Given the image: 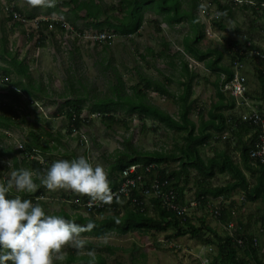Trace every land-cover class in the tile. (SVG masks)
<instances>
[{
  "label": "rangeland",
  "instance_id": "1",
  "mask_svg": "<svg viewBox=\"0 0 264 264\" xmlns=\"http://www.w3.org/2000/svg\"><path fill=\"white\" fill-rule=\"evenodd\" d=\"M69 1L15 0V4L26 17L31 14L37 19L65 20L62 13H67L68 17L72 19L75 17L71 13L74 6L64 4L69 3ZM120 1L102 0V3L106 7L118 6ZM54 2L58 5L55 10H51L50 5ZM199 3L201 5L195 9V14L204 25L203 31L205 33V38L198 45L199 48L202 50L207 48L222 49L225 38L229 37L226 31L231 30L239 31L237 35H241L239 39L242 43L247 37L252 36L257 40L256 43L264 48V4L262 10L254 5L252 7L255 10L254 13L250 8H236L233 19L226 18L223 20L226 31H219L220 29L213 23V20L218 21L220 19L217 18L218 10L216 11V8L213 7L211 13L207 15L203 5H209V0H199ZM187 6L186 3L183 6L184 9H187ZM108 12L111 13V11ZM115 14L120 15L119 12H115ZM7 16V11L0 13V48L2 38H6V48L13 55L15 54L19 60H24L29 68V77L13 72L11 80L20 81L27 88L29 84H32L34 87H40V89L36 90L35 95L31 98H27L26 93L22 94L23 98H21L19 104V111L24 116V122H19L18 126L15 125L8 130L0 128V150L9 149L11 152L10 156L4 155L0 158V164L4 166L0 179L7 178L11 171L16 168L13 156H17L19 168L27 167L22 163L26 155L24 156L17 150L22 148L24 143L34 139L32 132L45 133L43 138L51 143L52 149L46 152L45 155H37L36 158L41 162H47L49 165L55 159L75 158L84 155L93 164H102L108 175L112 173L110 170L111 165L118 160L117 151H125L128 144L142 152L162 150L172 152L184 144L183 138L179 134L152 119L143 122L137 115L129 117L123 110H119L115 114V121L107 123L102 120L101 116L91 114V107L97 99L114 98L117 89L121 95L132 96L134 93L133 87L142 82V76L159 82H164L165 77H172L174 83L166 88L176 96L180 94L182 87L177 83V80L180 78L181 64L179 60H174L169 56L174 57L179 52L183 53L181 42L186 35L190 34L191 28L187 20L170 27L165 22H160L158 20L160 17H157L151 9H145L144 23L138 34L120 36L114 42L98 46L91 43L86 35L82 37L80 42H75V33L68 32L61 36L57 31H54V34L50 31H43L47 37L44 43L45 47L37 49L40 39L36 29L33 28L34 26H27V24L15 25L12 20L7 19ZM84 16L85 12L82 11L79 12V17H76L79 28L98 31L88 25V20ZM253 17L258 27L252 22ZM158 28L160 31H157ZM28 33L33 36L31 40ZM165 41L171 44L170 53H167L168 55L164 58L158 57L157 54L163 50L162 42ZM149 48L154 54L148 53ZM229 57L225 56V63L229 62ZM34 58L37 62H34ZM185 58L189 62L190 69L199 74V78L193 82L192 99L197 102L198 110L202 108L207 110L212 103L211 101L216 98H214V87L206 83L205 78L214 80L215 75L206 71L202 64L189 61L187 56ZM250 62L251 59L244 63V70L247 63L249 69L253 67ZM4 64L0 61V65ZM69 82L74 84L75 88V90L71 88L70 92L68 91L70 88ZM249 83L251 92L255 89L260 90L256 78H249ZM143 84L141 83V88H143ZM20 91L21 89L18 88V92ZM0 93L6 94L8 91L3 89ZM146 94L148 103L178 118L179 109L171 95H164L152 89L146 91ZM3 98L5 100L12 99L9 97ZM78 98L82 99L84 103L82 117L89 118L90 121L81 127L79 133L70 134L68 132V119L59 112L69 108L67 102L75 101ZM28 100H31L32 103L26 105L25 101ZM248 103L252 106L250 101ZM198 110L196 112L192 111L190 114V118L194 122H198ZM59 134H61L60 137ZM55 138H58V140ZM231 138L227 134L225 137L212 138L208 145L201 149L200 155L203 160L206 161L221 152L225 148V143ZM30 158L27 157V160ZM169 167L171 169L179 168L178 162H172ZM32 170L34 174L37 173L34 169ZM197 174V171L191 170L187 189H190L191 193L186 191L187 198H195ZM228 176L223 175L215 178L212 180V184L223 185L229 179ZM34 179L38 187L35 191L27 194L33 195L42 187L46 194L40 199L44 202L47 211L56 213L64 208L71 215L81 214L87 216V213L83 210L77 212L73 209L70 201L59 202L61 198H64L63 195L74 200L78 196L82 197L86 194H79L68 188L48 189L39 183L40 178L38 175H34ZM23 195L26 197V193ZM263 208L264 204L261 200L254 204L240 202L239 210L233 218L234 228L231 232H236L239 222H242L243 225H249L252 231L261 228ZM207 210V222L212 227L219 228V232H229L227 228L216 225L214 214L212 215L209 212V210L211 211L210 208H207ZM205 212L204 209L194 210L191 214L193 223L199 225L198 218L206 214ZM101 218L102 216H97V219ZM173 231V229H170L165 232L154 231L145 234L134 230L124 235L110 233L103 238L82 236L87 241L85 250H78L68 244L64 246L62 251L65 255L72 251H78L80 255L88 256L87 249H94L95 257L99 255L104 258L105 264H201V245L188 236L169 240L168 236H171L174 233ZM215 249L214 247L212 250L213 254ZM63 262L57 261V264ZM84 262V260H79L74 264Z\"/></svg>",
  "mask_w": 264,
  "mask_h": 264
},
{
  "label": "trees",
  "instance_id": "2",
  "mask_svg": "<svg viewBox=\"0 0 264 264\" xmlns=\"http://www.w3.org/2000/svg\"><path fill=\"white\" fill-rule=\"evenodd\" d=\"M98 1V2H97ZM254 1V0H252ZM258 7L264 3V0H255ZM17 3V2H16ZM188 4L187 9H184V5ZM66 5L72 4L74 7L71 9V13L79 17V12H85V18L90 19V24L100 31L115 30V32L121 35H134L140 32L143 26V10L151 9L155 14L162 17V21L168 24L170 27H174L176 24H181L184 20H187L190 24V34L182 39L181 45L184 49V53H177L176 56L171 57L180 61V78L177 83L182 87L181 93L177 96L169 92L166 88L168 85L174 83L172 77H165V81L159 82L151 78L142 76L143 88L141 83L136 87H133L134 93L131 96L121 95L119 90H116L114 98L106 97L97 99L91 107V114H97L102 117L104 122L110 123L115 121V114L119 110H123L129 117L137 115L140 119L145 122L148 119H152L155 122L163 125L167 129L174 131L179 134L184 141V144L176 148L175 151H153V152H142L136 150L130 144L127 145L125 151H117L119 155L118 160L115 164L111 165V174L109 179L111 181V188H116V181L113 179L114 173L121 172L124 168L134 163H143L148 165L152 162L166 164V166L172 162H178L179 168L169 171L167 167L161 172L163 178L169 177L173 179L174 188L177 190L180 200L183 201L186 187L189 184L190 169L194 168L198 171L200 176L197 181V189L195 192L196 198H203L204 201L200 203L199 209H204L205 204L208 202V196L219 197L223 196L224 199H230L237 190L243 193L246 200L250 202H257L261 200L264 204V165L260 168L258 178L253 187L245 178L243 172L229 157L221 156L218 159H209L204 161L200 155L201 149L204 148L214 136H218L219 133H224L229 130L232 124H229V117L225 116L224 111L232 109L236 105V101L233 96H227L221 90L220 74L226 76V80L232 79L234 75L233 66L235 61L246 62L248 59L261 60L264 57L260 52H257V47L254 46L250 41H246L243 44H239L237 41L230 39L223 43V49L230 55V64L225 66L222 64L224 59V52L217 48H208L202 50L199 48V43L204 37V25H202L200 19L195 14V9L201 5L199 0H121L118 6L106 7L102 3V0H70ZM58 4L54 2L50 5L51 9L55 8ZM215 6L219 11V16L213 20L214 25L217 28L224 30L225 26L222 24L226 18H233L236 5L234 0H209V5L204 6L207 15L211 13V9ZM244 7L249 5L244 4ZM8 10V20H12L15 25H25L22 23V19L26 16L22 10L15 4V0H0V13L1 8ZM251 7V6H249ZM108 11H111L109 13ZM255 11V10H254ZM115 12H119L120 15H116ZM67 21H71L72 25L84 33L76 25L75 20L68 17L67 13H64ZM29 18H33V15H29ZM66 23L61 21L51 20L48 22H41V27L50 29V33L54 34V31L64 34L66 30ZM40 28V40L37 47H43L46 36L43 33V29ZM157 31H160L158 28ZM43 33V35H42ZM29 39H32V34L28 35ZM27 37V38H28ZM81 40L80 36L75 38V42ZM0 48V61L4 62V65H0V92L6 89L8 93H0V128L8 130L13 126L24 122V116L19 111V104L21 98H18V88L21 87L29 94L40 89L36 88L32 84L28 85V88L24 86L20 81L11 80L13 72L21 76L29 77V68L25 64L24 60L19 58L11 51L6 48L7 39L2 38ZM163 50L157 54L158 57H166L170 53L171 44L169 42H162ZM254 51V53H253ZM149 54H154L151 48L148 49ZM188 54L199 62H203L206 67L214 73L217 77L214 82V88L216 90L217 100L212 103L211 108L206 112L205 108L198 112V122H194L190 118V114L193 111L195 100L193 96V82L199 78V74L192 71L189 66V62L185 59V55ZM13 57V58H11ZM174 66V64H173ZM71 88L75 90L74 84L69 82ZM158 91L164 95H171L178 106V118L170 115L168 112L161 110L157 106H154L146 101V91L148 90ZM248 94V93H247ZM15 96V97H14ZM3 97L12 98L5 100ZM20 97V96H19ZM26 105L32 103L31 100L25 101ZM69 108L66 110H60V114L64 115L68 119V132L79 133L81 127L88 124V119L82 117L84 111V103L82 99H76L75 101L67 102ZM118 122H120L118 120ZM237 125L240 128H248L246 123H239L237 119ZM34 139L30 142L24 143L22 148L18 149L17 152L22 153L26 157L22 160V163L34 169L37 173H41L47 166V162H41L37 155H45L52 147L48 140L43 141L40 134L32 132ZM51 136L50 134H47ZM61 134H59V137ZM222 136V134H220ZM42 139V140H41ZM58 140V138H55ZM4 155L10 156L11 152L9 149L0 150V158ZM30 156H32L30 158ZM27 157L31 159L27 160ZM242 159L247 169H250L251 163L249 158V151L244 148L242 151ZM14 164L16 168H19L17 156H13ZM28 162V163H27ZM21 163V165H23ZM4 166L0 164V177H2V170ZM216 173H229V175L235 180L224 186H214L211 180L214 178ZM184 183V185H181ZM46 192L41 187L35 194H27L26 198H31L34 201H38L42 204L41 197H44ZM59 202H67L71 200V197L64 196ZM70 199V200H69ZM81 202H85L90 198L86 196L77 197ZM234 202L228 207H223L221 216L218 220L225 226H228L234 218L232 213V207ZM111 205L115 206V212L107 214L108 209H102L97 213H92L90 216L85 217L81 214L71 215L64 208H61L58 214L65 215L69 218L75 219L78 223L87 224L89 219L95 220V226L81 233V236H92L96 238H103L110 233H116L118 235H124L131 231L138 230L145 234L151 232H165L173 229L174 233L168 236V239H175L178 237L188 236L190 239L197 241L200 244L208 246L214 245L217 249L216 255H212V264H251L250 261L246 260L245 257L239 258V250H244L240 247L234 237L229 234H219V232L213 229L206 222V214L199 217V225L194 224L192 218L188 217L185 221L183 218L164 209H161L159 205L155 207L154 215L147 216L145 213H140L138 210H127V213L120 217L118 203L116 201L111 202ZM73 209L77 210L81 207L79 204H73ZM102 216L101 219H97V216ZM264 219V214H263ZM238 237L246 236V253H252L257 255V248L253 244V238L242 232L237 231ZM92 258L84 255H80L78 251H72L65 255V261L61 264H74L76 261L84 260V263L89 264ZM94 264H105L104 258L96 255L94 258Z\"/></svg>",
  "mask_w": 264,
  "mask_h": 264
},
{
  "label": "clouds",
  "instance_id": "3",
  "mask_svg": "<svg viewBox=\"0 0 264 264\" xmlns=\"http://www.w3.org/2000/svg\"><path fill=\"white\" fill-rule=\"evenodd\" d=\"M1 9L8 14L6 8ZM51 20L25 17L22 23L33 25L39 35L41 22ZM42 29L50 31L49 28ZM69 32L75 33V38L80 36L81 39L85 34L94 33L90 31L81 34L74 29ZM99 32H114L118 38L130 36L121 35L115 30ZM110 42L114 41L110 40L106 44ZM8 164L10 166V161ZM34 175H38L39 183L48 189L68 188L101 203H110L113 200L111 181L104 166L93 164L84 155L55 159L41 173L34 174L28 167L13 169L7 178L0 179V264L63 262L64 246L71 244L78 250H85L87 241L81 233L95 226L94 219H89L87 224H81L65 215L49 212L44 204L26 198L24 193H31L38 187ZM87 254L92 258L89 264H94L95 250L87 249Z\"/></svg>",
  "mask_w": 264,
  "mask_h": 264
},
{
  "label": "built area",
  "instance_id": "4",
  "mask_svg": "<svg viewBox=\"0 0 264 264\" xmlns=\"http://www.w3.org/2000/svg\"><path fill=\"white\" fill-rule=\"evenodd\" d=\"M241 2V1H240ZM87 39L94 45L102 46L110 40L115 41L118 37L114 32H94L85 34ZM244 64L237 60L234 63V75L232 79L226 80L225 75L222 76V91L226 94H230L236 98L240 105L244 104L250 107V111L241 115V120L247 123L255 130V136L253 143L249 151V158L253 165H264V114L257 109L249 105L248 93V81L243 73ZM241 101V102H240ZM162 166L160 163L152 162L148 165L143 163H134L124 168L121 172L114 174L113 179L116 181V188L113 191V201L118 202L121 205L128 204L130 207L140 206L141 212H151L156 207V204L161 209L170 211L183 218H190L194 210H196L203 198H196L192 200H180L177 190L174 188L173 179L166 177L163 178ZM110 203H101L99 201L87 200L81 202L78 199L70 200V203L79 204L81 207L77 209V212L83 210L87 213L88 217L92 213H97L102 209H108V211L114 210L115 206ZM107 211V212H108ZM221 206H216L213 210L214 216L219 218L221 216ZM113 213V212H110ZM234 228L231 223L227 229L230 232V236H235V233L231 232ZM247 237L242 236L236 238L237 244L242 247L246 244ZM256 244V239L253 240ZM212 250L211 246H201L200 260L201 264H212Z\"/></svg>",
  "mask_w": 264,
  "mask_h": 264
},
{
  "label": "crops",
  "instance_id": "5",
  "mask_svg": "<svg viewBox=\"0 0 264 264\" xmlns=\"http://www.w3.org/2000/svg\"><path fill=\"white\" fill-rule=\"evenodd\" d=\"M240 1H242L241 3H237L236 2V7H235V9L236 8H242V9H251L252 10V13H254V10H253V6L254 5H257V3H256V1L254 0V1H252V0H240ZM98 2V1H97ZM247 3V5H249V6H251V7H244L243 5L244 4H246ZM263 4L264 3H262L261 4V7H258L259 5H257V7H258V9L259 10H262V7H263ZM57 7V6H56ZM56 7L55 8H53L52 10H55L56 9ZM108 7H110V6H108ZM213 7H215V6H213ZM216 8V7H215ZM50 9H51V7H50ZM150 9V8H149ZM212 10V9H211ZM216 11H217V8H216ZM251 13V12H250ZM251 13V14H252ZM63 15H64V13H62ZM154 14H155V12H154ZM157 17H160V19H158L160 22L162 21V17L161 16H159V15H157V14H155ZM217 15L219 16V11H217ZM64 17H65V15H64ZM85 17V16H84ZM143 18H144V10H143ZM234 18V17H233ZM233 18H230V19H233ZM254 18V17H253ZM70 19H72V18H70ZM86 20H88V23L90 22V19H87V18H85ZM200 19V18H199ZM72 20H75V23H76V25L78 26V24H77V22H76V16L74 17V19H72ZM144 20V19H143ZM157 20V21H158ZM225 20V19H224ZM57 21H61V20H57ZM65 23H66V30H65V32H64V34H66V33H68L69 32V30L70 29H74L76 32H77V30L78 29H76L73 25H72V23H71V21H67V19H66V17H65V20H63ZM252 22L253 23H255L256 24V21H255V18L252 20ZM164 23V22H163ZM223 25H224V21H223V23H222ZM89 26H91L90 24H88ZM190 25V24H189ZM203 25V24H202ZM256 26L258 27V25L256 24ZM79 27V26H78ZM93 27V26H92ZM94 28V27H93ZM225 29L224 30H222V29H220L219 31H226V27H224ZM80 29V28H79ZM96 29V28H95ZM45 30H47V29H45ZM80 30H82V29H80ZM98 31H93V30H83L84 31V33L86 32H90V31H92V32H99L100 30L99 29H97ZM59 33V32H58ZM61 36H63L64 34H62V33H59ZM226 34L227 35H229V37H226L225 38V40H224V42L226 41V40H228V39H230V40H232V41H237V42H239V44H243L241 41H240V36L241 35H237V34H239V31L238 30H231V31H229V32H227L226 31ZM233 34V35H232ZM45 35V34H44ZM40 36H41V34H39L38 35V38H40ZM187 36V35H186ZM245 38L247 37V36H244ZM243 37V38H244ZM205 38V33H204V37H203V39ZM202 39V40H203ZM82 40V39H81ZM80 40V41H81ZM201 40V41H202ZM79 41V42H80ZM246 41H250L254 46H256L257 47V52H260L261 54H262V56L264 57V48H262L261 46H259L257 43H256V39H255V37H252V36H249V37H247V39L244 41V43L246 42ZM43 47H45V45L43 46ZM43 47H40V48H43ZM40 48H38L37 47V49H40ZM208 49V48H207ZM217 49H219V48H217ZM219 50H221V51H223L224 52V58H225V56H230L224 49H223V47H222V49H219ZM183 53H184V49H183ZM253 53H254V51H253ZM188 57L189 58V61L191 60V61H194V62H196V63H198V64H202L203 65V67H204V69L206 70V71H208V72H210V73H212L207 67H206V65L203 63V62H199V61H197V60H195L194 58H192V57H190L188 54H186L185 55V57ZM186 59V58H185ZM229 59V62L228 63H225V61H224V59H223V62H222V64L223 65H225V66H228L229 64H230V57L228 58ZM251 59V64L253 65V67L251 68V69H249L248 68V63H247V67H246V69L244 70V68H243V73H244V75L246 76V78H247V81H248V84H247V87H248V94H247V97L249 98V101L252 103V107L253 108H255V109H257L259 112H261V113H263L264 114V58L263 59H261L260 61L259 60H252V58H250ZM250 59H248V60H250ZM34 60V62H37V60H35V58L33 59ZM245 63V62H244ZM243 63V64H244ZM25 64H27L26 62H25ZM233 71H234V69H233ZM214 74V73H213ZM215 75V74H214ZM224 74H220V80H221V84L223 85V82H222V76H223ZM216 75H215V79L214 80H211L210 78H205V82L206 83H208V84H211L213 87H214V82H215V80H216ZM226 77V76H225ZM249 78H256L257 79V81H258V83H259V85H260V90L258 91V90H253V92H251V90H250V83H249ZM36 88H38V87H36ZM214 90H215V88H214ZM221 90H222V86H221ZM23 93H26L28 96H27V98H31L32 96H34L35 94V92H33L32 91V93H28L27 91H25L22 87H21V91L19 92V96H18V98H23L22 97V94ZM225 93V92H224ZM226 94V93H225ZM227 96H231L230 94H226ZM214 98H216L215 100H213V101H211L212 103H214L216 100H217V97H216V90H215V97ZM235 99V101H236V105H235V107L234 108H230V109H228V110H225L224 111V113H225V116L227 117H229V120H228V122H229V124H232V126H231V128L229 129V130H227V131H225L224 133H219V135L218 136H220V134H223V136H221V137H225V135L227 134V135H230L232 138L230 139V140H228L225 144V148L221 151V152H218V154H216L215 156H213L212 158H209V159H218V158H220L221 156H223V157H225V156H227V157H229L230 159H232V161L236 164V165H238L239 166V168L241 169V171L243 172V174H244V176H245V178L247 179V181L250 183V186L251 187H253V185H255L256 184V182L259 180L258 178L260 177V175H259V170H260V168L262 167V166H256V165H253L252 163H249L250 165H251V167H250V169H247L246 167H245V165H244V162H243V157H242V151H243V149L244 148H247V150L248 151H250V148H251V146H252V143H253V138H254V136H255V130L251 127V126H249L247 123V126H248V128L249 129H247L246 128V126H245V128H240L238 125H237V119H239V123H245V122H243L242 120H241V115L242 114H244V113H246V112H248V111H250L249 109H250V107H248V106H245L244 104H242V105H240L239 104V102H238V100L236 99V98H234ZM241 102V101H240ZM212 103L210 104V106L207 108V110L205 109V111L207 112L210 108H211V105H212ZM248 107V108H247ZM199 109V106H198V104H197V102L195 101L194 102V106H193V112H196L197 110ZM203 109V108H202ZM200 110H198V112H199ZM198 116V115H197ZM40 136H41V138L42 139H44L43 141H45L46 140V138H43L44 136H45V133L44 134H40ZM218 136H214L213 138H217ZM41 139V140H42ZM206 147V146H205ZM217 152V151H216ZM209 159H207L206 161H208ZM171 164V163H170ZM160 165L162 166V171L167 167V169H168V172H166V175L168 176L169 175V171H172V170H174V169H171L170 167H169V164L166 166V164H162V163H160ZM178 165H179V163H178ZM175 169H178V168H175ZM195 170V171H197L196 169H194V168H191L190 169V175H191V170ZM197 173H198V171H197ZM198 176H197V181H199V178H200V176H199V174H197ZM223 175H229V173H216V175L214 176V178L212 179V180H214L215 178H218V177H221V176H223ZM229 177V179L227 180V182H225V184H223V185H214V186H224V185H226V184H228V183H230V182H233V181H235L230 175L228 176ZM190 178V177H189ZM212 180H211V182H212ZM189 181H190V179H189ZM181 185H184V183H181ZM188 186H189V184L187 185V187H186V191H190V193H191V190L189 189V190H187L188 189ZM198 187V186H197ZM197 189V188H196ZM186 191H185V194H184V201L185 200H192L191 198H187L186 197ZM196 192V190L194 191V193ZM194 196H195V194H194ZM202 198V197H201ZM194 199H196V197L194 198ZM208 202H207V204H205V208H204V210L206 211L205 213H206V218H207V208H210L211 209V211L209 210V212H211V214L213 215L214 213H213V210H214V208L216 207V206H221V210H223V207H228L229 205H231L232 204V202H234V204H233V207L231 208L232 209V213H233V215H235L236 213H237V210H239V203L240 202H244V203H246V204H254L255 202H250V201H248V200H246V198L243 196V193L241 192V191H239V190H237L236 191V193H234L233 194V196L230 198V199H224V197L223 196H219V197H212V196H208ZM203 201H204V199H203ZM202 201V202H203ZM118 203V202H117ZM158 204H156V206H157ZM160 207V206H159ZM199 207H200V205H199ZM199 207L197 208V210H199ZM117 210V212H119V215H120V217H122V216H124L126 213H127V210H138L140 213H145L147 216H153L155 213H154V211H153V214L152 215H150L151 214V212H141V210H140V206H133V207H130L128 204H125V205H121V204H119L118 203V208H116ZM115 210V209H114ZM114 210H111V211H108L107 212V214H109L110 212H115ZM155 210V209H154ZM197 210H195V211H197ZM263 214H264V208L262 209V220H261V222H262V226H261V228H259L258 230H253L252 231V229L249 227V225H247V224H245V225H243V223L242 222H239V224H238V228H237V230H236V232H235V236H233L234 237V239L236 240V238H238V233H237V231L239 230V231H242V232H244V233H246V234H248V235H250L252 238H253V240L254 239H256V241H257V243L256 244H254V246L257 248V255L255 256V255H253L252 253H249V254H247L246 253V250H245V248H246V244L244 245V246H242V248L244 249V250H239V258H242V257H245L246 258V260H248V261H250L251 262V264H264V219H263ZM203 216V215H202ZM214 216V215H213ZM201 217V216H200ZM215 217V216H214ZM214 220L216 221L215 223H216V225H220L221 227H224V228H227L228 226H225V225H223L219 220H218V218H214ZM206 222H207V219H206ZM218 223V224H217ZM207 224L208 225H210L208 222H207ZM211 226V225H210ZM212 227V226H211ZM213 229H215V230H217L218 232L220 231L219 230V228L218 229H216V228H214V227H212ZM230 234L229 232H227V231H224V233H222V232H219V234ZM200 244V243H199ZM201 246H208V245H205V244H200ZM211 247H215L214 245H212ZM216 248V247H215ZM216 253H217V249H215V253L213 254L212 253V255H216Z\"/></svg>",
  "mask_w": 264,
  "mask_h": 264
}]
</instances>
